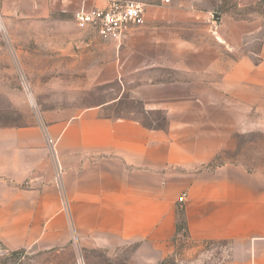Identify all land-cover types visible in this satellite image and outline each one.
I'll use <instances>...</instances> for the list:
<instances>
[{
	"label": "crops",
	"instance_id": "0c3cea01",
	"mask_svg": "<svg viewBox=\"0 0 264 264\" xmlns=\"http://www.w3.org/2000/svg\"><path fill=\"white\" fill-rule=\"evenodd\" d=\"M109 1L0 0V16L73 19ZM123 1L144 6L143 22L125 25L121 39L91 32L88 45L112 52L120 79L144 75L134 95L164 126L87 109L0 127V248L51 251L76 240L88 250L132 247L129 264H160L175 251L183 210L190 241L230 243L225 264H264V175L213 165L234 132L264 130V26L210 0Z\"/></svg>",
	"mask_w": 264,
	"mask_h": 264
},
{
	"label": "rangeland",
	"instance_id": "374dc122",
	"mask_svg": "<svg viewBox=\"0 0 264 264\" xmlns=\"http://www.w3.org/2000/svg\"><path fill=\"white\" fill-rule=\"evenodd\" d=\"M210 3L217 12L234 19H256L264 26V4L255 0ZM195 27L192 36L199 33ZM91 36V31L78 26L74 18L29 21L0 16V127L29 126L46 118L70 120L87 109H97L101 117L159 126L162 114L145 112L134 95V88L145 82L144 75L120 79L112 52L109 57L108 51L92 49L88 45ZM259 47L256 40L250 49L257 52ZM163 77L175 76L165 73ZM225 164L264 175V130L234 132L213 163ZM131 248L88 250L76 240L51 251L6 252L0 248V264H129ZM230 254V243H196L180 236L166 264H225Z\"/></svg>",
	"mask_w": 264,
	"mask_h": 264
},
{
	"label": "built area",
	"instance_id": "2783aa9c",
	"mask_svg": "<svg viewBox=\"0 0 264 264\" xmlns=\"http://www.w3.org/2000/svg\"><path fill=\"white\" fill-rule=\"evenodd\" d=\"M168 2V0H164ZM144 6L137 2L111 0L104 8L85 9L82 7L74 15L76 24L86 27L104 39H121L125 25H140L143 22ZM184 196L180 197L182 202Z\"/></svg>",
	"mask_w": 264,
	"mask_h": 264
},
{
	"label": "trees",
	"instance_id": "16d2710c",
	"mask_svg": "<svg viewBox=\"0 0 264 264\" xmlns=\"http://www.w3.org/2000/svg\"><path fill=\"white\" fill-rule=\"evenodd\" d=\"M258 4H264V0H258L256 1ZM240 19H243V20H246V18H240ZM141 104V102L139 103ZM161 120H162V123L157 126L156 128H160L162 129L163 126H164V123H165V118L164 116L162 115L161 117ZM142 124V123H141ZM144 127L146 128H155L153 126H147V125H144L142 124ZM217 159V158H216ZM176 235L177 237L179 238L180 236L181 237H184V238H189L188 234H187V227H186V222H185V217H184V212L183 210H178L177 211V214H176ZM215 242H224V241H205L203 242L204 244H212V243H215ZM171 259L170 258H166L164 261H162L160 264H166L168 261H170Z\"/></svg>",
	"mask_w": 264,
	"mask_h": 264
},
{
	"label": "water",
	"instance_id": "95a60500",
	"mask_svg": "<svg viewBox=\"0 0 264 264\" xmlns=\"http://www.w3.org/2000/svg\"><path fill=\"white\" fill-rule=\"evenodd\" d=\"M212 21L215 22L216 24L219 23V16H218V14L215 13V14L212 15Z\"/></svg>",
	"mask_w": 264,
	"mask_h": 264
}]
</instances>
